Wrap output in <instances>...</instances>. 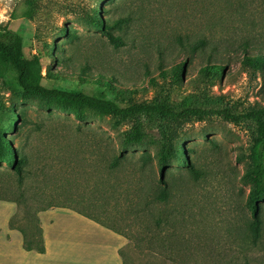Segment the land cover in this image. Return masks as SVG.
I'll return each instance as SVG.
<instances>
[{"label": "rangeland", "instance_id": "rangeland-1", "mask_svg": "<svg viewBox=\"0 0 264 264\" xmlns=\"http://www.w3.org/2000/svg\"><path fill=\"white\" fill-rule=\"evenodd\" d=\"M90 14L108 27L88 25ZM4 30L21 36L23 55L46 88L103 97L120 107L154 101L178 105L187 99L201 109L228 108L241 117L264 107V67L242 62L244 55L264 56V0H0V32ZM108 34L123 44L113 46ZM182 62L184 71L176 79L171 69ZM206 65L224 71L202 73L199 69ZM10 76L0 78V131L27 164L19 184L15 172L0 163V199L21 201L18 226L28 230L25 208L50 201L76 209L94 205L91 214L135 232L127 225L132 217L125 191H133L136 200L158 184L156 152L164 146L178 148L181 160L183 155L191 158L189 166L171 160L166 181L177 198L154 211L172 221L162 225V236L175 228L190 239L184 263L244 264L257 255L241 241L244 232L250 234L244 203L255 171L253 121L231 122L216 115L187 121L120 118L87 108L82 109L85 121H78L73 104L47 107L24 96ZM94 79L109 80L127 95L103 89ZM136 125L146 137L111 170L122 133ZM142 154L151 162L139 169ZM99 171L114 186L106 198L94 190ZM186 204L192 206L190 212L182 211L181 223L175 208ZM165 244L160 247L164 255ZM171 244L173 250L179 246L173 239ZM160 248L125 251L134 264H172V258L155 259Z\"/></svg>", "mask_w": 264, "mask_h": 264}, {"label": "trees", "instance_id": "trees-1", "mask_svg": "<svg viewBox=\"0 0 264 264\" xmlns=\"http://www.w3.org/2000/svg\"><path fill=\"white\" fill-rule=\"evenodd\" d=\"M98 9L102 11L101 6H99ZM102 13H104V10ZM86 22L88 25L102 30L108 27L107 22L102 20L100 16H94V14L88 15ZM108 39L113 46L119 47L123 44L119 38L112 37L110 34H108ZM22 48V38L18 33L10 30L0 32V78H6L11 75V81L24 96L38 99L44 102L47 107H56L59 104L67 103L73 104L76 107L74 117L78 121H85L86 119L85 114L82 112L83 108L95 110L102 114H111L120 118L142 115L146 117L169 119L172 121H187L192 117L216 115L231 122H237L242 118L253 121L256 127L253 141L255 171L252 177H250L249 181L251 185L244 203V207L250 215V234L244 232L241 241L243 244H247L251 248H254L255 251L252 252L257 254L251 258H246L244 264H264V107L260 110L246 113L242 117L232 114L228 108H214L208 110L201 109L192 105L187 99H184L178 105L154 101L153 103L132 104L120 107L113 101L107 100L103 97L88 96L80 92L44 87L41 84V79L32 70L29 61L25 59ZM242 62L254 69H261L264 67V56L261 54L253 56L244 55ZM184 65L185 63L182 62L172 67L171 72L173 77L176 79L181 77V73L184 71ZM199 70L202 73L215 76L222 73L224 71V67L220 65H206ZM161 74L164 75L162 71ZM91 81L103 89H107L116 94L127 95L126 90L114 85L109 80L94 79ZM13 122H17L16 115L13 116ZM115 123L118 125L119 122L116 121ZM145 137L146 134L142 132L139 125H136L132 127L131 130L122 133L119 141L121 151L118 157L113 159V167L111 170H114L120 162L126 159L124 152L128 148L141 145ZM11 147L12 142L7 141L2 131H0V163L8 165L15 172L17 180L19 184H21L23 181V166L27 164V160L26 158L18 155V152L13 150ZM181 152L183 153L184 150H181ZM183 157L184 160H181L178 148L171 150L161 146L156 152L158 184L145 189L144 196L137 195L138 199L136 200H134L135 194H133V191H125L127 193V197L130 196L127 204L128 216L132 217L129 222H127V225L135 232H125L126 230H119V228L114 226V224H108L99 216L91 214L90 211L95 208L94 205L91 206V208L89 204L82 209H76L63 204L53 205L50 201L44 202L45 204H43V206H38L36 202V204L34 203L32 206L25 208L24 216L28 222V230H25L21 226H18V219L22 211V203L19 199L10 200L17 205V211L9 219L8 228L15 229L20 232L22 235V247L24 250L43 253L44 242L38 213L51 208H66L116 233L127 241L123 247L118 249V256L121 260V264H134V262L129 259L125 251L127 248H144L149 253H153V248L157 245L160 248L163 241H166V244L164 245L166 254L164 255L160 248V252L156 254V260H159L160 256H163L162 258H164V261L167 258H172L170 260L172 264H189L184 263V259H188L190 256L185 248L186 243H190V239L188 240L184 236L185 232L180 233L175 228L172 231L173 234L162 236L160 234L162 225H169L172 221L171 219L163 218V214L161 212L154 214V211L160 206L168 205L172 203L175 198H177L175 196V190L171 185L167 184L166 178L171 175V170L169 169L171 160L183 166H189L191 158L185 157L184 155ZM140 162L141 165L139 169H142V167H146V165L151 162V159L148 155L142 154L140 156ZM191 170L193 169L191 168ZM142 176L143 174L140 175L141 179H143ZM96 178L97 183L95 182L94 190L97 191V194L101 198H106L109 189H113L112 191H114V186L107 185L109 184V180L106 176H103L101 171L97 172ZM117 186L119 187V185ZM137 189L143 190L144 188L138 187ZM191 206L192 205L188 206L187 204L176 206L175 212L183 218L184 214L182 211H189ZM183 220L184 218L181 220V223ZM194 235L198 236V234ZM166 237H171V241L173 239V242L179 246L173 250L171 248L173 247L171 241L167 240ZM247 249L250 251V248ZM175 258H180L182 261L177 262L174 260ZM160 261L162 262V260ZM162 264L164 263L162 262Z\"/></svg>", "mask_w": 264, "mask_h": 264}, {"label": "crops", "instance_id": "crops-1", "mask_svg": "<svg viewBox=\"0 0 264 264\" xmlns=\"http://www.w3.org/2000/svg\"><path fill=\"white\" fill-rule=\"evenodd\" d=\"M16 211L13 201L0 199V264H121L125 239L66 208L39 212L44 252L24 250L20 232L8 228Z\"/></svg>", "mask_w": 264, "mask_h": 264}]
</instances>
